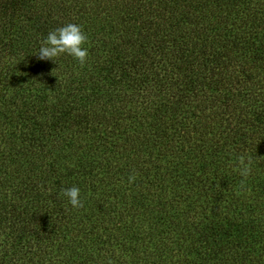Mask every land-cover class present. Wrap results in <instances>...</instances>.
<instances>
[{
  "label": "trees",
  "instance_id": "1",
  "mask_svg": "<svg viewBox=\"0 0 264 264\" xmlns=\"http://www.w3.org/2000/svg\"><path fill=\"white\" fill-rule=\"evenodd\" d=\"M0 264H264V0H0Z\"/></svg>",
  "mask_w": 264,
  "mask_h": 264
},
{
  "label": "clouds",
  "instance_id": "2",
  "mask_svg": "<svg viewBox=\"0 0 264 264\" xmlns=\"http://www.w3.org/2000/svg\"><path fill=\"white\" fill-rule=\"evenodd\" d=\"M89 36L82 25L68 23L65 26L50 31L46 38L41 41V46L35 54L38 60L57 62L62 55L73 57L81 67L85 66L89 50ZM251 159L242 155L239 157L240 174L247 177L251 173ZM61 196L67 198L73 209L79 210L84 207L80 189L76 186L61 190Z\"/></svg>",
  "mask_w": 264,
  "mask_h": 264
}]
</instances>
